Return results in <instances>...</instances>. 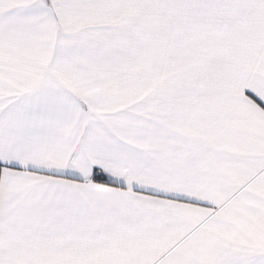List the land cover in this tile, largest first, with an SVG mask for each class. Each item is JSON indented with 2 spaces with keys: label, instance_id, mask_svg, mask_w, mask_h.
Segmentation results:
<instances>
[{
  "label": "snow or ice",
  "instance_id": "obj_1",
  "mask_svg": "<svg viewBox=\"0 0 264 264\" xmlns=\"http://www.w3.org/2000/svg\"><path fill=\"white\" fill-rule=\"evenodd\" d=\"M0 264H264V0H0Z\"/></svg>",
  "mask_w": 264,
  "mask_h": 264
}]
</instances>
